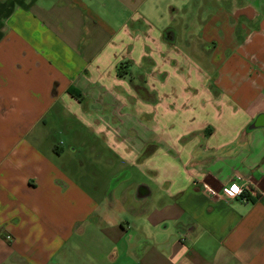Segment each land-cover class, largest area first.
I'll list each match as a JSON object with an SVG mask.
<instances>
[{
	"label": "crops",
	"instance_id": "0c3cea01",
	"mask_svg": "<svg viewBox=\"0 0 264 264\" xmlns=\"http://www.w3.org/2000/svg\"><path fill=\"white\" fill-rule=\"evenodd\" d=\"M81 127L152 202L69 182ZM84 221L108 264H264V0H0V264H63Z\"/></svg>",
	"mask_w": 264,
	"mask_h": 264
},
{
	"label": "rangeland",
	"instance_id": "374dc122",
	"mask_svg": "<svg viewBox=\"0 0 264 264\" xmlns=\"http://www.w3.org/2000/svg\"><path fill=\"white\" fill-rule=\"evenodd\" d=\"M200 21V19L193 20V24H190V27L196 29L199 27ZM168 25L176 26L179 39L175 44L183 48L182 42L186 37V35H184V23L181 24L180 22H176L175 24L169 21ZM187 38L196 37L187 36ZM196 40H199V37H197ZM70 122L72 121L69 120V123ZM81 129V131L75 132L77 134L76 139L73 138L71 131H66L67 135L64 133L60 136H54L58 142L66 143L67 149L71 150L74 147L76 150L71 156L73 158L72 160L68 153V156L66 155L67 159L65 164L66 169L69 171V182H71L73 186L80 188L83 193L89 192L93 200L96 199L99 203L101 201L102 203H105V201L107 204L110 203L112 207L111 210H109L110 220L107 219L109 221H112V218L116 219L118 213L119 215L122 213L124 217V211L128 205L137 206L138 204L152 202L153 195L144 201H136L134 199V192L137 186L144 184L149 185L145 180L148 176L145 174V179H143L144 175L141 172L136 173L132 170L128 178L122 179L121 165L116 161V158H113L114 152L106 148L101 139L95 138L94 136L92 137L93 134L89 130H85L83 127H81ZM79 136H81V138H78ZM146 149V154L144 152V155L140 157L141 162L153 157V153L156 150L153 145L147 146ZM66 156L62 157L61 160H65ZM113 181H115L116 184ZM113 186L114 188H112ZM139 207L138 205L137 208ZM119 217L122 218V215ZM128 219L130 220L131 216H128ZM86 222L88 221H84L83 224L81 223L77 228V233H72L71 239L67 240L65 244L62 245L59 251V261L62 262L61 256L66 255L63 264H102L100 260H96V258H100L103 264L109 263L105 261L106 255L108 252L111 253L114 251V246L108 241L106 235L103 233V228L100 226L96 225V228L92 229L88 227L84 232H81L80 230ZM79 224L80 223H78V225ZM104 253H106V255L101 256V254ZM119 254L122 255L121 253ZM130 263V261H127L126 264ZM118 264H123V261L120 260Z\"/></svg>",
	"mask_w": 264,
	"mask_h": 264
},
{
	"label": "built area",
	"instance_id": "2783aa9c",
	"mask_svg": "<svg viewBox=\"0 0 264 264\" xmlns=\"http://www.w3.org/2000/svg\"><path fill=\"white\" fill-rule=\"evenodd\" d=\"M234 187L238 190L237 192H233ZM245 193H246L245 188L240 187V186L235 185V184H232L231 186H228V187H223L219 191L220 196L223 197L224 199H227V200L237 198L241 201H245L246 198L243 197Z\"/></svg>",
	"mask_w": 264,
	"mask_h": 264
},
{
	"label": "water",
	"instance_id": "95a60500",
	"mask_svg": "<svg viewBox=\"0 0 264 264\" xmlns=\"http://www.w3.org/2000/svg\"><path fill=\"white\" fill-rule=\"evenodd\" d=\"M165 39L167 40V42H170V43H173L174 42V39H175V35L172 33H167L165 34ZM124 179V178H122ZM149 193L146 189L145 186H139L138 189H137V192H136V198L138 199H143V198H146L148 197Z\"/></svg>",
	"mask_w": 264,
	"mask_h": 264
},
{
	"label": "trees",
	"instance_id": "16d2710c",
	"mask_svg": "<svg viewBox=\"0 0 264 264\" xmlns=\"http://www.w3.org/2000/svg\"><path fill=\"white\" fill-rule=\"evenodd\" d=\"M243 197H245V198L249 199V197H248L247 193H245Z\"/></svg>",
	"mask_w": 264,
	"mask_h": 264
},
{
	"label": "clouds",
	"instance_id": "9594fccd",
	"mask_svg": "<svg viewBox=\"0 0 264 264\" xmlns=\"http://www.w3.org/2000/svg\"><path fill=\"white\" fill-rule=\"evenodd\" d=\"M234 189H235V190H234ZM237 191H238V190L234 187V188H233V192H237Z\"/></svg>",
	"mask_w": 264,
	"mask_h": 264
},
{
	"label": "snow or ice",
	"instance_id": "6c2138e0",
	"mask_svg": "<svg viewBox=\"0 0 264 264\" xmlns=\"http://www.w3.org/2000/svg\"><path fill=\"white\" fill-rule=\"evenodd\" d=\"M235 190V189H234Z\"/></svg>",
	"mask_w": 264,
	"mask_h": 264
}]
</instances>
